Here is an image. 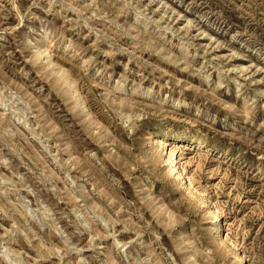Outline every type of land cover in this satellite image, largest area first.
<instances>
[{"label": "rangeland", "instance_id": "obj_1", "mask_svg": "<svg viewBox=\"0 0 264 264\" xmlns=\"http://www.w3.org/2000/svg\"><path fill=\"white\" fill-rule=\"evenodd\" d=\"M0 177V264H264V0H0Z\"/></svg>", "mask_w": 264, "mask_h": 264}, {"label": "bare ground", "instance_id": "obj_2", "mask_svg": "<svg viewBox=\"0 0 264 264\" xmlns=\"http://www.w3.org/2000/svg\"><path fill=\"white\" fill-rule=\"evenodd\" d=\"M137 17L139 18L140 16H137ZM50 44H51V41H47V42H43V44L40 45V48H44V49L37 51V53L35 54L37 59H49L52 56L50 49H49ZM52 71H54V70H52ZM60 79H63V81L69 85L68 89L71 91L72 95H74L77 103H79L81 106L83 105V109L86 108V104L83 101V98L79 92V89H78L76 82H74L72 80H68L64 73L61 74ZM149 90H150V88H147L148 92H149ZM182 102L183 101L178 99L177 105L181 104ZM9 109L11 110V113H16L18 110V107H15V106L14 107H8V110ZM88 113H89V111H88ZM122 113L124 114L127 121H133L134 116L137 114L136 112H124V111ZM137 116H139V115H137ZM5 118H7V121L10 120V116L8 117V115H5L4 119ZM23 122L26 126L30 125V122H28L25 119ZM29 128H31V127H29ZM168 133H169L168 131H165V132H161V133H158L155 135H151L149 137V141L151 144L154 143L156 145L155 146V152L158 151V152L164 153L163 161L167 165L166 167H167L168 174L171 177H173V180H174L173 182H175L176 184L182 183V185H184L185 190H187V192L190 195L197 196L198 192H197L193 182L191 181V179L187 175H186L187 177L184 175L185 172H184V169L181 165L182 159L184 158L183 152L178 154V152H176V150L178 148L184 147V146H186V148H193L192 146H194V149L208 151L211 149V146H209L205 142L201 141L200 139L189 138V137L184 136V135L183 136L169 135ZM6 142L8 144V140H6ZM0 179H1V177H0ZM203 200H205V199H203ZM163 206H164V204L161 205L159 207V209H162ZM45 211H47V210H45ZM29 212H31V211H29ZM207 212L210 215L209 217L212 218L210 221L211 229H212V238L214 240H216L219 245L225 244L226 240H227V235H226V237H224L225 228H224L222 222H220L221 218H220L218 208L216 207V205H213V206L209 207ZM228 238H229V236H228ZM231 245H232V243H231ZM123 246H124V244L121 245V247H123ZM76 249H78V248H76ZM190 256L193 257V255H190ZM244 259L245 258H244L242 253L236 252L237 264H245ZM91 262H92L91 259L85 258L82 261V264H91ZM195 263H196V261H195ZM105 264H119L117 262V260L114 258L113 254L109 250H108V262H106Z\"/></svg>", "mask_w": 264, "mask_h": 264}]
</instances>
